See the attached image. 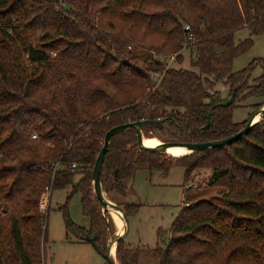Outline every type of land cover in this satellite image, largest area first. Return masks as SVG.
Wrapping results in <instances>:
<instances>
[{
  "label": "trees",
  "instance_id": "obj_1",
  "mask_svg": "<svg viewBox=\"0 0 264 264\" xmlns=\"http://www.w3.org/2000/svg\"><path fill=\"white\" fill-rule=\"evenodd\" d=\"M244 28L250 38L236 43ZM262 34L264 0H0V264H44L48 232L38 205L47 188L68 190L59 207L67 232L85 243L95 238L103 256L114 226L94 192L93 170L106 134L139 121L157 122L144 133L162 142L237 134L250 119L235 123L233 110L245 97H264V58L239 72L233 65ZM189 47L199 73L166 70L155 58L176 53L183 63ZM257 66L263 74L250 95ZM156 75H163L158 85ZM220 83L234 95L230 106H221L228 99L216 90ZM263 121L264 115L222 148L176 158L143 152L132 129L116 134L101 183L129 218L140 208L124 200L137 166L164 175L181 167L187 181L209 169L210 188L228 191L219 200L187 202L164 249L160 230L153 250H128L121 239L119 263L141 264L144 257L157 264H264ZM235 192L242 198H227ZM74 196L81 197L89 228L69 218Z\"/></svg>",
  "mask_w": 264,
  "mask_h": 264
},
{
  "label": "rangeland",
  "instance_id": "obj_2",
  "mask_svg": "<svg viewBox=\"0 0 264 264\" xmlns=\"http://www.w3.org/2000/svg\"><path fill=\"white\" fill-rule=\"evenodd\" d=\"M95 23L96 25L99 23L98 19H96ZM39 36H42V34H36L33 41L36 42ZM248 38H250V33L247 29H241L235 34L236 43ZM253 42V47L248 52L235 59L233 65L234 72L242 71L248 68L255 60L264 58V34L253 37ZM193 50L192 47H189L181 52L182 54L185 51L184 56L182 54L183 63L178 62L176 53L169 55L155 54V58L169 68L181 69L183 64V69L199 73L197 68L191 66V53ZM173 56L175 60L172 62L171 58ZM262 74V67L257 66L249 82L252 91L248 94L255 93L257 89L255 87L257 85L256 79ZM216 90L220 91L223 99L229 100L231 98V91L224 84H218ZM239 106L241 107L233 110V120L235 123H242L249 120L259 108L264 106V97H245L244 101L239 103ZM144 136L154 137V134L148 131L144 133ZM140 150L142 149L140 148ZM188 153L180 152L167 155L176 158L174 156H182ZM211 174L212 171L209 169L197 170L191 176V179L187 181L185 169L181 167H175L167 175H164L161 171L149 170L145 165L137 166L133 178L126 182L128 191L124 199L125 202L140 206L139 210L129 218L130 227L124 240L127 239L132 244L125 241L127 249H155L158 243L159 230L162 232L163 243L161 247L164 249L169 241L170 229L173 222L180 214L182 208L186 206L187 202L196 203L201 200H219L220 198H224L223 194H227L228 191L210 188L209 178ZM45 193L46 191L42 194L38 205V211L41 217H43L41 207L45 203ZM226 196L228 199L235 201L242 198L241 194L237 192ZM67 197L68 191L51 192L50 205L46 212L48 218V238L45 244L44 264H101L102 258L93 247L90 252L84 247L69 243L71 239L75 240L76 238L67 232L65 215L63 211L59 210V207L66 203ZM115 198L119 199L117 197ZM0 210H3L1 201ZM68 215L70 220L78 227L89 228L90 221L83 214L81 197L74 196L71 199L68 206ZM110 216L114 226L113 233L116 234L118 233V224H116L115 215L111 211ZM110 236L112 235L110 234ZM115 257L116 264H120L116 252ZM141 261V264H157L150 258L143 257ZM104 264H107L106 261H104Z\"/></svg>",
  "mask_w": 264,
  "mask_h": 264
},
{
  "label": "water",
  "instance_id": "obj_3",
  "mask_svg": "<svg viewBox=\"0 0 264 264\" xmlns=\"http://www.w3.org/2000/svg\"><path fill=\"white\" fill-rule=\"evenodd\" d=\"M234 102V95L231 96V98L222 103L221 106H230ZM264 115V106L259 108L255 114L250 118L249 122L245 126L243 130L238 132L237 134H234L228 138H225L220 141H214V142H206V143H180V142H162L161 145L155 148H150L145 146L144 144V131L149 127V126H155L157 125V122L155 121H139V122H134V123H127L123 124L120 126H117L115 128H112L105 136L103 148L96 160V164L93 170V185H94V192L100 201L102 207H103V213L106 215L108 212L110 213V210H116L122 214V219L124 220L125 223V230L123 231L122 234H114L113 236H110L108 245L106 248V251L103 255V258L105 259L107 264H116V259L112 258V249L114 246H116L117 249V244L121 239H124L125 236L127 235L129 231V217L127 216L126 212L124 209L110 201L107 196L105 191L103 190L102 183H101V172H102V167H103V162L104 158L107 154L110 141L111 139L118 133L126 131V130H134L137 138V145L144 151V152H151V153H161V154H167L168 150L170 148H183L189 152V154L193 153H198L202 152L205 150L209 149H216V148H222L226 145H229L233 143L234 141L238 140L241 136L246 134L250 129H252L257 123L260 122L261 117ZM259 116L260 119L258 122H254V119ZM188 154V155H189ZM87 241L94 247L95 246V238H89L87 237Z\"/></svg>",
  "mask_w": 264,
  "mask_h": 264
},
{
  "label": "bare ground",
  "instance_id": "obj_4",
  "mask_svg": "<svg viewBox=\"0 0 264 264\" xmlns=\"http://www.w3.org/2000/svg\"><path fill=\"white\" fill-rule=\"evenodd\" d=\"M259 119H260V117L257 116L254 119V122H258ZM144 144L147 147L155 148V147H158V146L161 145V141L158 140L155 137H146V136H144ZM180 152H188V151L183 149V148H170L167 153H180ZM110 211L113 212V214L115 215L116 224H118L117 225L118 226V234H122L123 231L125 230V223H124V220L121 217L122 214L120 212L116 211V210H113V209H111ZM115 252H116V246H114L113 249H112V258H116L115 257Z\"/></svg>",
  "mask_w": 264,
  "mask_h": 264
},
{
  "label": "built area",
  "instance_id": "obj_5",
  "mask_svg": "<svg viewBox=\"0 0 264 264\" xmlns=\"http://www.w3.org/2000/svg\"><path fill=\"white\" fill-rule=\"evenodd\" d=\"M187 30L190 29L189 26L186 27ZM175 60V57L173 56L171 58V61L173 62ZM169 67L166 66V70L168 69ZM163 78V75H156L154 76V80L157 82V85L160 83V81L162 80ZM32 139L33 140H37L39 139V135L37 133H35L33 136H32ZM60 162L56 163V164H53V168L54 170H58L60 169ZM72 168H77V165L76 164H72ZM53 190L51 188H47L46 190V193H45V203L42 205L41 207V211H42V215H43V218L45 220V224L47 223V215H46V212L48 211L49 209V205H50V197H51V192Z\"/></svg>",
  "mask_w": 264,
  "mask_h": 264
},
{
  "label": "crops",
  "instance_id": "obj_6",
  "mask_svg": "<svg viewBox=\"0 0 264 264\" xmlns=\"http://www.w3.org/2000/svg\"><path fill=\"white\" fill-rule=\"evenodd\" d=\"M244 29H247V28H244ZM248 30V29H247ZM184 53H185V51L182 53L183 54V56H184ZM182 68H183V64H182ZM78 178L79 177H76V180H78ZM68 191V190H67ZM80 197V196H79ZM90 221V220H89ZM130 227V226H129ZM125 241H127V239L125 240ZM128 242V241H127ZM69 243H71V244H76V245H79L80 247H84L86 250H88V251H90L91 252V249H93L94 247L89 243H85V242H82V241H78V240H70L69 241ZM128 243H131V242H128ZM132 244V243H131ZM136 246V245H135ZM138 246H140V245H138ZM93 247V248H92ZM95 249V248H94ZM96 250V249H95ZM101 256V255H100ZM101 258H102V260H101V264H104V258H103V256H101Z\"/></svg>",
  "mask_w": 264,
  "mask_h": 264
}]
</instances>
